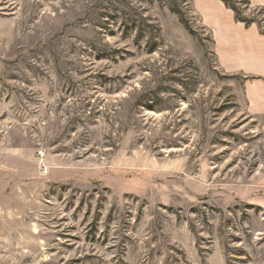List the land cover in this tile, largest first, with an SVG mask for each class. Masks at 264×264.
<instances>
[{
  "label": "rangeland",
  "instance_id": "1",
  "mask_svg": "<svg viewBox=\"0 0 264 264\" xmlns=\"http://www.w3.org/2000/svg\"><path fill=\"white\" fill-rule=\"evenodd\" d=\"M220 1L0 0V264H264V0Z\"/></svg>",
  "mask_w": 264,
  "mask_h": 264
},
{
  "label": "crops",
  "instance_id": "2",
  "mask_svg": "<svg viewBox=\"0 0 264 264\" xmlns=\"http://www.w3.org/2000/svg\"><path fill=\"white\" fill-rule=\"evenodd\" d=\"M212 1H213L214 5L217 6L218 11L220 12V13H218L219 16L222 15V17H223L224 19H226V20H225V23H224V24H225V28H224V29L227 30V29H229V28H234V27H236L235 24H233V22H232V19H233V13L230 12V11H228V10L224 7L223 3H222L220 0H212ZM203 16H205V15L203 14ZM209 19H215V20H218L219 17L213 15V18H209ZM236 28H237V27H236Z\"/></svg>",
  "mask_w": 264,
  "mask_h": 264
},
{
  "label": "trees",
  "instance_id": "3",
  "mask_svg": "<svg viewBox=\"0 0 264 264\" xmlns=\"http://www.w3.org/2000/svg\"><path fill=\"white\" fill-rule=\"evenodd\" d=\"M222 1L226 4L227 7H229L227 0H222ZM229 8H230V7H229ZM233 10L235 11L236 15L238 16V12H237V10L234 9V8H233ZM180 14H181V13H180ZM237 18H238V17H237Z\"/></svg>",
  "mask_w": 264,
  "mask_h": 264
}]
</instances>
